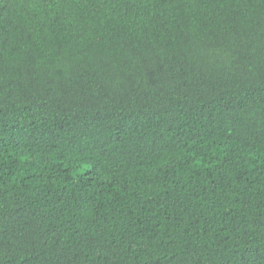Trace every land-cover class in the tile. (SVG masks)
<instances>
[{"label":"trees","instance_id":"1","mask_svg":"<svg viewBox=\"0 0 264 264\" xmlns=\"http://www.w3.org/2000/svg\"><path fill=\"white\" fill-rule=\"evenodd\" d=\"M0 264H264V0H0Z\"/></svg>","mask_w":264,"mask_h":264}]
</instances>
